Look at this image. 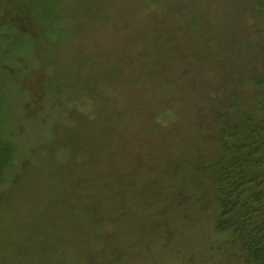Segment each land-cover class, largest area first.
I'll list each match as a JSON object with an SVG mask.
<instances>
[{
  "label": "rangeland",
  "instance_id": "374dc122",
  "mask_svg": "<svg viewBox=\"0 0 264 264\" xmlns=\"http://www.w3.org/2000/svg\"><path fill=\"white\" fill-rule=\"evenodd\" d=\"M259 1L0 0V247L56 185L83 213L54 206L40 264H248L217 227L204 165L218 117L264 76ZM43 249L0 250V264Z\"/></svg>",
  "mask_w": 264,
  "mask_h": 264
},
{
  "label": "trees",
  "instance_id": "16d2710c",
  "mask_svg": "<svg viewBox=\"0 0 264 264\" xmlns=\"http://www.w3.org/2000/svg\"><path fill=\"white\" fill-rule=\"evenodd\" d=\"M256 2L260 3L259 0ZM71 13L72 11H69L64 17H68ZM253 14L258 15L255 20L260 26L253 27L254 31L251 35L257 37L256 35L261 33L264 25V14L258 11ZM250 39L251 37L247 41L249 47L253 45ZM222 48L224 50L231 47L223 45ZM254 87L255 92L247 96L243 103L236 93L234 102L237 108H240L237 113L221 114L218 117L223 124L216 138L219 154L208 166L204 165V170L215 186L220 210V216L217 219L218 229L232 236L239 252L245 254L248 264H264V76L255 80ZM261 88L263 91L259 92ZM9 158V146L0 142V181L10 163ZM54 192L56 195L51 204L41 216L39 215L36 223L31 219L27 226L9 227L11 233L21 234V237L11 239L5 246H1L0 250L11 253V256L15 251L18 252V256L21 254L26 256L29 254L30 246L38 249V246L44 244V249L36 252L35 257L37 261L39 260V264L41 258L49 263L48 248L56 240V237L52 236L53 229L49 225L54 214V206H59L67 213H75L74 211L83 213L82 208L76 209L71 201L63 198V194H57L56 185ZM90 211L94 212L96 209L88 208L87 212ZM105 218L104 212L101 220ZM116 219L119 217L112 218L114 221ZM48 228H50L49 231ZM35 236L40 239L36 240ZM11 256L4 260L6 264ZM37 261L36 264H38Z\"/></svg>",
  "mask_w": 264,
  "mask_h": 264
}]
</instances>
